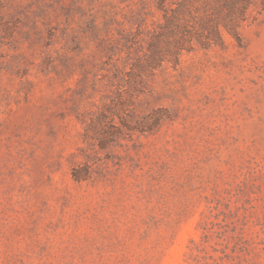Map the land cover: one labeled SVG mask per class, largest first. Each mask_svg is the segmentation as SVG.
Segmentation results:
<instances>
[{"label":"rangeland","instance_id":"1","mask_svg":"<svg viewBox=\"0 0 264 264\" xmlns=\"http://www.w3.org/2000/svg\"><path fill=\"white\" fill-rule=\"evenodd\" d=\"M247 1L0 0V264H212L214 208L264 211Z\"/></svg>","mask_w":264,"mask_h":264},{"label":"trees","instance_id":"2","mask_svg":"<svg viewBox=\"0 0 264 264\" xmlns=\"http://www.w3.org/2000/svg\"><path fill=\"white\" fill-rule=\"evenodd\" d=\"M72 176L76 181L81 180L76 169ZM214 210L215 218L221 219L209 228L203 227L200 240V245L214 241L213 252L219 255L210 258L212 264H264V211L256 213L245 207L231 210L227 206L224 210L218 207ZM247 228L254 230V237L235 236Z\"/></svg>","mask_w":264,"mask_h":264}]
</instances>
